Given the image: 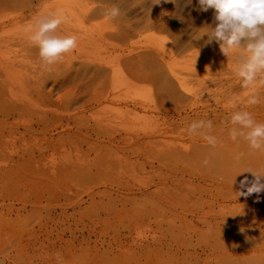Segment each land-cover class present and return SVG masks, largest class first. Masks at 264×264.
<instances>
[{
	"label": "rangeland",
	"instance_id": "1",
	"mask_svg": "<svg viewBox=\"0 0 264 264\" xmlns=\"http://www.w3.org/2000/svg\"><path fill=\"white\" fill-rule=\"evenodd\" d=\"M155 2L0 0V264H264V193L217 182L264 160L229 135L264 123V70L239 76L256 38L225 55L214 9ZM56 11L77 47L45 69L29 26Z\"/></svg>",
	"mask_w": 264,
	"mask_h": 264
},
{
	"label": "clouds",
	"instance_id": "2",
	"mask_svg": "<svg viewBox=\"0 0 264 264\" xmlns=\"http://www.w3.org/2000/svg\"><path fill=\"white\" fill-rule=\"evenodd\" d=\"M160 2L161 0H156L154 4ZM171 2L176 3V0H171ZM191 2L192 0H187V4H191ZM198 2L201 6L200 10L207 11L209 8L215 10V20L218 23L213 34L218 40L223 41L221 51L225 55H229L231 51L239 47L241 38H256L255 42L247 44L249 59L239 70V76L244 78L241 87L244 89H248L250 86L255 88L256 74L264 70V0H198ZM120 15L121 10L116 5L111 6L106 12L109 20L116 19ZM66 19L62 12L56 11L37 18L29 26V39L38 46L39 57L45 69L57 63L63 54L69 53L77 47L76 35H63L56 32ZM259 87H264V78L259 81ZM259 103L260 98L257 93L250 92L247 104L256 105ZM231 123L234 126H241V130H237L235 127L231 129L229 135L233 141H236L238 137H243L251 149L264 150V123H256L249 111L235 112L231 115ZM205 127L207 130H211L212 122L210 120L194 121L189 125L188 131L190 134L202 135L210 145L215 146L217 141L214 136L196 131L198 128ZM203 163L207 165L209 160L205 159ZM245 172L251 173L254 179L250 182L245 177L240 181V188H246V191L238 192V196H249L264 191V183L261 182V176L264 173L252 170Z\"/></svg>",
	"mask_w": 264,
	"mask_h": 264
},
{
	"label": "bare ground",
	"instance_id": "3",
	"mask_svg": "<svg viewBox=\"0 0 264 264\" xmlns=\"http://www.w3.org/2000/svg\"><path fill=\"white\" fill-rule=\"evenodd\" d=\"M102 67V66H101ZM103 68V67H102ZM97 94V93H96ZM99 95V94H98ZM106 95V94H105ZM94 96H97V95H94ZM100 96V95H99ZM98 96V97H99ZM108 97V96H107ZM95 100H97L96 98H94ZM232 129V128H231ZM223 132V131H222ZM208 133V132H207ZM217 133V132H216ZM221 133V132H220ZM214 134V133H213ZM212 134V135H213ZM214 136V135H213ZM193 137V135H192ZM152 139V138H151ZM202 140H204V142H207L204 137H201ZM219 139V137H218ZM180 144V143H179ZM201 144H204V143H201ZM206 145L208 144L205 143ZM172 145V144H171ZM176 146V145H175ZM203 146V145H202ZM192 147V146H191ZM194 147V146H193ZM192 147V148H193ZM199 147V146H198ZM207 147V146H206ZM172 149V148H170ZM181 148H179L180 150ZM190 149V148H189ZM185 150V149H184ZM183 150V151H184ZM197 151V149H196ZM197 154V153H196ZM199 154V153H198ZM258 155V154H257ZM254 156V155H253ZM255 157V156H254ZM254 157H251L250 158H254ZM259 157H261V155L259 154ZM264 157V155H263ZM246 158V157H244ZM243 156L241 157V159H235V163L232 165L231 164H227L225 166V162H224V167H222L220 169V175L222 174L223 176L221 177V179H218L219 181H217L218 183H225L227 185H230L231 187L236 184L239 180H243L245 177L248 178V180L251 182L254 177L252 176L251 173L249 172H245V171H249V170H252V171H256V172H259V173H264V160H262L260 158V160L258 158L254 159V160H247V159H244ZM233 160V159H232ZM230 161V160H229ZM234 161V160H233ZM212 167V166H211ZM221 167V166H220ZM217 170V168H216ZM214 171V170H213ZM219 172H216L219 173ZM243 172V173H242ZM211 173H209L210 175ZM215 174V176H216ZM213 175V174H212ZM203 177V176H202ZM206 178V177H205ZM213 179V178H212ZM213 181V180H212ZM261 182L264 183V175L261 176ZM214 184V183H213ZM219 188V187H218ZM233 189V188H232ZM242 191L241 189L237 190V192H235L236 195H234V198L235 199H239V198H243L244 201L247 200L249 197L247 196H238V192ZM262 193H264V191H261ZM220 193V192H219ZM254 194V193H253ZM256 195V194H255ZM251 196V195H250ZM254 196V195H252ZM251 196V197H252ZM233 198V199H234ZM248 201V200H247ZM250 202V201H248ZM248 202H244L243 204H247ZM242 205V204H241ZM250 218V217H249ZM253 225L257 226V227H262L264 226V221L262 222H259L258 220L254 221L253 222ZM261 230V229H260ZM259 235V234H258ZM258 240V239H257Z\"/></svg>",
	"mask_w": 264,
	"mask_h": 264
}]
</instances>
